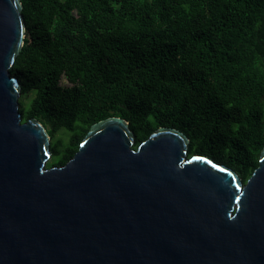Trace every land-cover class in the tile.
I'll return each mask as SVG.
<instances>
[{"label": "trees", "instance_id": "16d2710c", "mask_svg": "<svg viewBox=\"0 0 264 264\" xmlns=\"http://www.w3.org/2000/svg\"><path fill=\"white\" fill-rule=\"evenodd\" d=\"M11 74L23 122L65 166L90 128L119 117L134 149L159 128L189 139L245 184L264 148V0H21ZM63 81L68 83L63 84Z\"/></svg>", "mask_w": 264, "mask_h": 264}, {"label": "water", "instance_id": "95a60500", "mask_svg": "<svg viewBox=\"0 0 264 264\" xmlns=\"http://www.w3.org/2000/svg\"><path fill=\"white\" fill-rule=\"evenodd\" d=\"M21 0H0V264H264V148L244 184L190 139L129 122L94 124L47 168L51 137L23 122L11 69L26 36Z\"/></svg>", "mask_w": 264, "mask_h": 264}, {"label": "rangeland", "instance_id": "374dc122", "mask_svg": "<svg viewBox=\"0 0 264 264\" xmlns=\"http://www.w3.org/2000/svg\"><path fill=\"white\" fill-rule=\"evenodd\" d=\"M63 84H64V85H67L68 83H66V81H63ZM20 100H21V99H20Z\"/></svg>", "mask_w": 264, "mask_h": 264}]
</instances>
